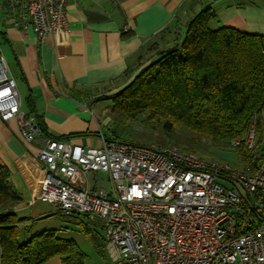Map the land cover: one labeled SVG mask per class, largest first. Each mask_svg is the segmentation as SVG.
Instances as JSON below:
<instances>
[{
	"label": "built area",
	"instance_id": "2783aa9c",
	"mask_svg": "<svg viewBox=\"0 0 264 264\" xmlns=\"http://www.w3.org/2000/svg\"><path fill=\"white\" fill-rule=\"evenodd\" d=\"M68 1L7 0L6 9L10 23L29 25L43 41L69 35ZM0 118L16 120L27 144L42 136L35 117L21 110L1 42ZM242 144L253 161L243 170L176 146L110 139L92 148L49 139L38 154L39 200L62 217L101 220L111 264H264V225L253 227L247 218L249 230L238 227L239 215L264 214V106L231 143Z\"/></svg>",
	"mask_w": 264,
	"mask_h": 264
},
{
	"label": "crops",
	"instance_id": "0c3cea01",
	"mask_svg": "<svg viewBox=\"0 0 264 264\" xmlns=\"http://www.w3.org/2000/svg\"><path fill=\"white\" fill-rule=\"evenodd\" d=\"M207 5L218 14L216 29L233 28L264 37V0L256 4L244 0H69V35L43 41L29 25L10 23L6 6L0 11L1 47L18 84L21 110L25 115L37 111L47 130L37 142L27 144L16 120L0 118V159L11 171L14 191L22 197L14 209L16 216L22 212V220L40 218L51 208L55 211L39 200L43 172L38 154L45 142L53 139L100 148L114 138L106 130L110 119L98 116L92 104L102 95L109 97L124 89L128 69L137 68L138 73L146 67L155 59L150 48H169L175 40L173 32H184ZM168 27L174 31L163 36ZM47 264L63 263L57 257Z\"/></svg>",
	"mask_w": 264,
	"mask_h": 264
},
{
	"label": "trees",
	"instance_id": "16d2710c",
	"mask_svg": "<svg viewBox=\"0 0 264 264\" xmlns=\"http://www.w3.org/2000/svg\"><path fill=\"white\" fill-rule=\"evenodd\" d=\"M244 1L256 4V0ZM217 21L216 10L207 5L187 23L184 32L166 28L162 34L173 32L172 45L165 49L152 46L155 59L138 73L137 68H129L124 75L128 85L108 97L119 119L145 115L155 127L171 130L182 125L210 137L217 145H231L244 136L264 106V37L233 28L212 29ZM26 116H34L41 133L47 134L37 111ZM256 125L261 139L260 117ZM112 139L126 142L117 135ZM239 147H245L246 165L250 164L246 146ZM11 176L0 159V264H47L57 257L63 264H84L85 256L75 242L60 238L56 231L32 233L25 220L17 219L14 209L22 197L14 191ZM243 198L247 200L248 194ZM73 216L81 215L69 217ZM246 219L253 227L264 225V214L244 213L239 215L238 227L245 232L249 230ZM22 229L25 241L20 238ZM84 231L89 233V228Z\"/></svg>",
	"mask_w": 264,
	"mask_h": 264
},
{
	"label": "rangeland",
	"instance_id": "374dc122",
	"mask_svg": "<svg viewBox=\"0 0 264 264\" xmlns=\"http://www.w3.org/2000/svg\"><path fill=\"white\" fill-rule=\"evenodd\" d=\"M6 4L7 0H0V11L5 8ZM215 27L216 23H213L212 29ZM91 107L98 116H106L110 119L106 127L110 136L112 134L117 135L126 142L129 141L147 146H176L181 150L187 148L206 159L228 163L241 170L250 166L253 162L251 159V163L246 165L248 157L245 154V147L217 145L210 137L182 125L176 126L171 130L164 127H155L154 124L147 120V116L145 115L139 116L136 119H119L113 100L107 96H104L103 99L99 98ZM234 189L243 196L247 194L240 185H237ZM43 205L49 206L47 203ZM23 215L20 212L16 217L21 220L23 219ZM24 220L32 227V233L56 231L60 238L75 242L85 256L84 264H111L109 254L106 251L105 232L101 220L89 221L82 215L63 218L53 208H51V213L40 218L33 216L24 218ZM251 220L254 221L255 217H252ZM87 227L89 228V233L84 231ZM20 238L21 241L27 239L23 229L21 230Z\"/></svg>",
	"mask_w": 264,
	"mask_h": 264
}]
</instances>
